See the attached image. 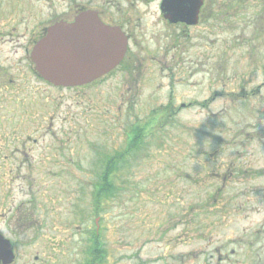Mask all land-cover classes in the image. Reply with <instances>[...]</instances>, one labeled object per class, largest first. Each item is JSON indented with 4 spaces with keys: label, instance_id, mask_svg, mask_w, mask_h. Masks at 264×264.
I'll return each mask as SVG.
<instances>
[{
    "label": "rangeland",
    "instance_id": "1",
    "mask_svg": "<svg viewBox=\"0 0 264 264\" xmlns=\"http://www.w3.org/2000/svg\"><path fill=\"white\" fill-rule=\"evenodd\" d=\"M230 1L234 9H241V16L238 21L231 19L228 29L198 30L176 50H167L166 42L148 43L151 54L176 58L177 73L192 72L189 61L198 62L193 78L198 86H176L174 95L181 100L185 92L199 100L213 97L212 110L182 111L166 124L159 146L149 136L147 157L134 162L130 177L118 179L115 194L98 197L96 178L89 175L97 151L109 153L113 143L122 145L127 123L150 115L144 107L149 96L155 95V104L164 97L167 103L169 89L157 91L158 84H145L138 110L128 112L124 107L117 116L114 102L106 95L76 96L63 91L48 97L38 93L34 119L44 128L52 122L53 128L37 136L59 137L47 141L48 147L50 143L54 147L47 151L54 154L49 160L53 175H37L31 196L20 188L14 195L6 187V193L15 198L7 197L4 208L8 212L22 202L19 214L35 206L36 218L52 220L53 241L48 239L52 264L86 263L94 246L97 218L99 241L106 250L102 264H165L167 259L168 264H179L167 256L215 249H235L232 260L260 258L264 264V0H240V5ZM182 67L189 71L183 72ZM210 67L214 75L204 76ZM185 74L179 77L187 80ZM211 82L213 91L206 90ZM242 88L259 92L242 99ZM130 99L131 95L126 96V101ZM14 119L25 120L20 114ZM178 220L176 231L160 236V229ZM180 231L189 235L177 239ZM31 238L32 233L20 237L23 244ZM42 244L43 240L32 241L20 251L33 259Z\"/></svg>",
    "mask_w": 264,
    "mask_h": 264
},
{
    "label": "flooded vegetation",
    "instance_id": "2",
    "mask_svg": "<svg viewBox=\"0 0 264 264\" xmlns=\"http://www.w3.org/2000/svg\"><path fill=\"white\" fill-rule=\"evenodd\" d=\"M236 1L240 5V0ZM233 5L230 0H0V241H8V249L4 250L8 256L0 264L53 263V250L48 241H53L52 220L36 218L33 215L35 206L24 215L19 214L22 202L18 208L8 212L4 208L7 197H11L6 193V187L14 195L20 188V192L31 196L37 175H53V168H50L53 165L50 166L49 160L54 154L47 151L54 150V147L52 143L48 147L47 141H57L59 137L49 139L44 135L37 136L39 131L48 134L53 128L52 122L44 128L34 119L38 93L48 97L63 91L76 96L106 95L114 102L117 116V112L121 113L124 107L128 112L138 110V98L145 84H158L157 91L169 89L167 103L164 97L160 104H155V95L149 96L148 104L144 107L148 108L150 115L127 123L122 145L113 143L109 153L97 151L89 175L96 178V186L109 177L110 192L115 194L119 190L118 179L130 177L134 162H143L147 157L151 140L149 136L155 138L159 146L166 124L178 118L182 111H190L193 107L212 110L213 97L199 100L195 95L189 96L185 92L183 96L186 98L181 100V96L177 99L174 95L176 86H198V82L193 81L198 73V62L189 61L192 72L177 73L176 58H160L151 54L148 43L159 45L166 42L167 50H176L183 48L184 41L198 30H226L231 19L238 21L241 16V9H234ZM53 47L75 49L80 55L78 63L82 65L84 74L81 78L85 82L55 84L43 75H46V70L39 65L40 55L44 49ZM156 68L162 72L154 73ZM226 69L227 66H224L225 72ZM182 70L189 71L188 67H182ZM182 74L189 78L182 79L179 77ZM202 74L213 76L212 67ZM237 79L234 78L235 81ZM207 89L213 91L212 82ZM258 90L247 92L242 88L239 97H255ZM227 92L235 93L232 90ZM130 95L131 99L126 101V96ZM215 96H218L217 93ZM3 113L8 115L5 117ZM18 114L25 120H15ZM61 144L65 145V142ZM179 221H174L164 231L160 229V236L167 235L165 231H176ZM187 224L190 225L189 222ZM99 227L97 218V236H100ZM28 233L33 234V240H30L44 241L38 250L44 253V257L37 252L30 259L26 251H20L23 245L32 244L30 240H26L25 244L21 242V235ZM177 233V239L189 235L188 232ZM190 253L167 257L171 261L173 257V262L178 261L179 264L262 263L260 258L256 261L250 260V257L247 260H232L237 254L235 249L230 252L215 249L197 255ZM104 259L95 264H102ZM167 262L170 263L168 259Z\"/></svg>",
    "mask_w": 264,
    "mask_h": 264
},
{
    "label": "water",
    "instance_id": "3",
    "mask_svg": "<svg viewBox=\"0 0 264 264\" xmlns=\"http://www.w3.org/2000/svg\"><path fill=\"white\" fill-rule=\"evenodd\" d=\"M79 59L80 55L72 47H53L44 49L39 58L41 62L39 65L46 70V75L45 73L43 75L55 84H79L86 81L81 78L84 72L81 70L82 65L78 63ZM6 249H8V241H0V261L8 256V253L4 252Z\"/></svg>",
    "mask_w": 264,
    "mask_h": 264
},
{
    "label": "trees",
    "instance_id": "4",
    "mask_svg": "<svg viewBox=\"0 0 264 264\" xmlns=\"http://www.w3.org/2000/svg\"><path fill=\"white\" fill-rule=\"evenodd\" d=\"M107 181V182H106ZM109 177H105L103 182L101 184H99V186L97 187V191L99 193V196H104L105 193H111L110 189H109ZM95 185V184H94ZM94 246L92 248L91 251V257L86 261L85 264H95L97 263L99 260H103L105 258V249L101 243V241H99V237L94 234Z\"/></svg>",
    "mask_w": 264,
    "mask_h": 264
}]
</instances>
